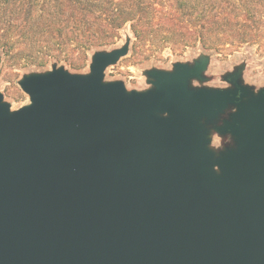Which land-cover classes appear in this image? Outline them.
Here are the masks:
<instances>
[{
	"label": "water",
	"instance_id": "obj_1",
	"mask_svg": "<svg viewBox=\"0 0 264 264\" xmlns=\"http://www.w3.org/2000/svg\"><path fill=\"white\" fill-rule=\"evenodd\" d=\"M128 47L0 92V264H264V87L193 86L202 56L129 90L104 80Z\"/></svg>",
	"mask_w": 264,
	"mask_h": 264
},
{
	"label": "trees",
	"instance_id": "obj_2",
	"mask_svg": "<svg viewBox=\"0 0 264 264\" xmlns=\"http://www.w3.org/2000/svg\"><path fill=\"white\" fill-rule=\"evenodd\" d=\"M146 1L148 6L141 7V0H25V13L18 15L9 0H0V52L60 58L77 51L85 56L113 43L127 23L134 36L143 42L161 28L171 44L188 45L196 41L214 49L227 44L253 43V37L264 30V6L259 0L257 7L245 8L247 14L256 18L255 23L247 25L227 22L214 11V6L200 0H194L197 3L179 0L171 13L176 15L174 23L166 26L152 24L155 0Z\"/></svg>",
	"mask_w": 264,
	"mask_h": 264
},
{
	"label": "rangeland",
	"instance_id": "obj_3",
	"mask_svg": "<svg viewBox=\"0 0 264 264\" xmlns=\"http://www.w3.org/2000/svg\"><path fill=\"white\" fill-rule=\"evenodd\" d=\"M179 0H155L152 24L160 26L171 25L175 21L172 15L176 10ZM183 1V0H182ZM205 4L214 6V11L219 12L227 22L237 25L255 23V19L247 14L246 9L259 5L258 0H200ZM190 3L197 1L189 0ZM264 6V0H259ZM15 13H25V0H9ZM146 4V5H145ZM148 1L141 0V7L148 6ZM212 9V8H211ZM264 20V19H263ZM264 24V23H263ZM167 33L159 28L149 38L141 41L137 39L127 23L121 30L119 37L113 43L103 45L95 50L87 52L85 56L78 55L77 51L64 54L60 58H49L31 53L28 56L3 55L0 52V92L10 105L11 109L19 108L29 102L28 95L20 88L18 81L27 73L41 72L51 69L52 65L63 66L72 73H86L89 70L91 55L96 50H109L121 46L129 39L127 53L116 63L106 67L104 80H120L127 89L144 90L150 87L145 71L151 68L172 69L177 61L193 63L194 60L207 56L209 58L207 68L204 71L205 79L198 81L193 79V86L227 87L229 83L222 77L236 67L242 66L241 81L250 86L254 91L264 87V30L258 36H254L253 43H239L223 45L218 49L203 47L198 42L188 45H174L164 38ZM44 60V62H42ZM229 141L228 137L212 134L211 146L222 147Z\"/></svg>",
	"mask_w": 264,
	"mask_h": 264
}]
</instances>
